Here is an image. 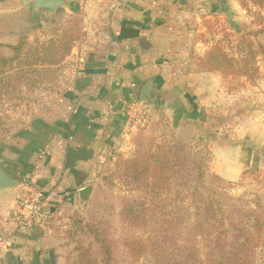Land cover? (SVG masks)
I'll use <instances>...</instances> for the list:
<instances>
[{"label":"crops","instance_id":"0c3cea01","mask_svg":"<svg viewBox=\"0 0 264 264\" xmlns=\"http://www.w3.org/2000/svg\"><path fill=\"white\" fill-rule=\"evenodd\" d=\"M66 2L73 3L77 12L68 4L69 10L60 9L58 14H80L83 21L82 37L68 56L77 59L76 73L45 112L16 134L20 144L16 153L21 154L17 164L24 171L33 170L30 183L44 191L49 217L63 203L87 196L92 168L103 149L125 144L130 135L126 102L137 91L140 95L152 76H156L154 114L163 110L176 127L192 124L191 140L197 149H209L214 172L238 181L248 169L264 170V80L250 83L242 76L199 71L194 60L172 65L178 20L195 13L190 11L192 0ZM202 46L196 55L209 48ZM5 159L6 165L12 163ZM13 191L17 190L0 193L1 224L9 211L13 215L17 209L16 199L5 204ZM45 223L32 229L18 227L4 237L0 230L7 264L50 263Z\"/></svg>","mask_w":264,"mask_h":264},{"label":"trees","instance_id":"16d2710c","mask_svg":"<svg viewBox=\"0 0 264 264\" xmlns=\"http://www.w3.org/2000/svg\"><path fill=\"white\" fill-rule=\"evenodd\" d=\"M239 3L253 26L246 29L247 24L233 22L219 39L212 38L204 54L195 56L199 71L239 74L249 79L259 76L258 58H264V0ZM68 4L77 12L73 3ZM210 41L203 42L208 45ZM23 43L12 46L15 55L0 59V100L5 103L3 113L18 116L22 124L16 134L31 125L33 119L24 114L35 112L38 102L24 101H32L34 94H39L35 91L47 80L67 72L74 75L78 67L72 57L68 58L71 52L54 58L49 46L43 47L44 54L36 55L39 61L31 67L17 68L14 62L21 56ZM135 94L139 96L138 91ZM150 147L142 160L138 154L133 161L120 164L122 182L128 190L138 192V196L124 201L120 215L125 222L148 230L145 237L125 239L123 245L137 259L144 257L150 264H255L264 238V226L255 209L248 205L228 209L210 185L223 179L175 134L152 142ZM78 233L89 237L98 250L91 257L89 250L80 249L73 264H120L107 221L74 216L71 236L75 238Z\"/></svg>","mask_w":264,"mask_h":264},{"label":"rangeland","instance_id":"374dc122","mask_svg":"<svg viewBox=\"0 0 264 264\" xmlns=\"http://www.w3.org/2000/svg\"><path fill=\"white\" fill-rule=\"evenodd\" d=\"M27 1L0 0V59L15 55L16 51L12 46L19 45L21 42H24L21 56L14 62V66L17 68L31 67L34 61V63L39 61L35 60V57L45 53L43 47H52L51 56L54 58L63 57L68 51L71 52V55L82 37L81 23L83 21L81 15L65 13L64 11H60L55 17H47L42 13L33 14ZM205 1H210V4L205 5ZM192 5L194 9L190 11L195 13H191L189 17L183 16L178 20L181 26L178 31L175 59L171 60L173 67L177 63L184 64V61L187 63L189 60L195 61V53L202 50L203 41H210L212 38L219 39L224 31L228 30L226 27L231 23H245L248 26L246 29L253 26L250 23L252 18L241 7L239 0H230V7L220 4L217 0H192ZM186 20L191 22L186 23ZM50 40L55 42L51 43ZM210 44L211 41L208 46H211ZM72 60L77 62L74 55ZM258 64L259 76L255 79L246 77L250 83L264 80V58L259 57ZM232 75H236L238 78L245 77L239 74ZM72 76L67 72L60 75L56 80L44 82L43 88L40 87L41 89L35 91L39 94H34L32 101H24L31 104L40 101V106H37L38 102H36V111H26L24 115L29 114L30 119L34 120L44 113L50 101L64 92L66 82ZM157 105L156 107L159 108ZM3 106L5 103L0 100V116H2L0 123V137L2 138L0 142V164L6 166L5 170L20 179L25 186L30 183L33 170L24 171L23 166L20 167L17 164L21 154L17 155L16 153V147L20 145L16 138V131L22 127V124L19 122L18 116L13 118L7 113H3L5 111ZM19 114H22L21 111ZM129 133L125 144L121 142L119 145L103 149L99 163L92 168L93 173L90 175L87 188L89 197L78 199L75 202L63 203L61 208L53 211L52 216L46 220V223L49 221L47 224L45 223L49 227V235L44 245L48 251V256L51 257L49 264H73L81 251L80 249L89 250L91 257L97 255V245L89 237L80 233L75 238L71 236L72 220L77 215L107 221L115 255L120 264H150L144 257L137 259L123 245L125 239L145 237L148 235V230L125 222L124 217L120 215L124 201H130L138 196L136 190H128L129 188L122 182L120 164L123 165L125 161H133L138 154H142L140 158L142 160L151 148L152 142H156L165 136L168 138L173 133L181 141H184L187 149H190L196 157H202L205 162H208L211 171H213L209 149H197L191 140L192 124L176 127L161 109L156 111L148 127ZM5 158L11 159L9 161L12 163L6 165L7 160ZM14 164L19 167L16 168V166L15 169ZM214 173L220 177L216 172ZM215 181L217 182H210V185L216 189L228 209L233 211L234 206L248 205L255 209V214L261 217L260 220L264 226V170L248 169L238 181L225 179ZM21 189L6 196L5 204L14 201ZM7 215L8 220H4L3 226H0V230L6 233L5 235L3 233L2 237L8 236L10 232H15L19 227L12 220L14 214L12 215V212L9 211ZM2 224L0 223V225ZM5 250L4 246L0 247V264H7ZM263 252L264 238L257 249L255 264H264Z\"/></svg>","mask_w":264,"mask_h":264},{"label":"built area","instance_id":"2783aa9c","mask_svg":"<svg viewBox=\"0 0 264 264\" xmlns=\"http://www.w3.org/2000/svg\"><path fill=\"white\" fill-rule=\"evenodd\" d=\"M125 125L128 132L137 131L150 125L154 106L148 100H140L134 95L125 105ZM17 209L14 220L24 229L42 226L49 217L45 193L34 184L28 183L19 191L16 198Z\"/></svg>","mask_w":264,"mask_h":264},{"label":"water","instance_id":"95a60500","mask_svg":"<svg viewBox=\"0 0 264 264\" xmlns=\"http://www.w3.org/2000/svg\"><path fill=\"white\" fill-rule=\"evenodd\" d=\"M220 4L230 7V0H217ZM28 7L33 14H44L45 16L55 17L60 9L69 10L66 0H28ZM156 76H152L140 91V100L156 102L155 95ZM164 103V101H163ZM23 187L20 179L10 174L0 166V193L7 190H19Z\"/></svg>","mask_w":264,"mask_h":264}]
</instances>
